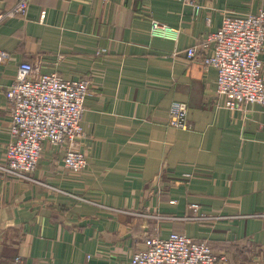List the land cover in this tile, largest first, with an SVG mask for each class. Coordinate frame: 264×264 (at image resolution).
Segmentation results:
<instances>
[{
	"label": "crops",
	"instance_id": "1",
	"mask_svg": "<svg viewBox=\"0 0 264 264\" xmlns=\"http://www.w3.org/2000/svg\"><path fill=\"white\" fill-rule=\"evenodd\" d=\"M19 0H0V12ZM29 0L0 23V163L11 135L5 90L23 62L91 81L81 172L44 144L33 180L0 170V264H127L147 236L205 241L217 264H264V107H224L217 73L187 50L264 0ZM153 20L160 26L152 33ZM264 74V50L261 53ZM188 105L189 130L169 124ZM190 175V176H188ZM175 203H171V201ZM197 214L206 219H183Z\"/></svg>",
	"mask_w": 264,
	"mask_h": 264
},
{
	"label": "built area",
	"instance_id": "2",
	"mask_svg": "<svg viewBox=\"0 0 264 264\" xmlns=\"http://www.w3.org/2000/svg\"><path fill=\"white\" fill-rule=\"evenodd\" d=\"M199 14L201 0H179ZM29 0H19L15 7L0 12V23L28 13ZM160 26L153 20L152 33ZM264 50V9L245 15L225 17L210 36L188 48L187 56L195 59L203 52L201 62L217 73L216 93L224 98V107L245 109L249 105L264 107V74L261 53ZM11 54L0 49V65ZM91 81L65 79L57 72H44L37 64L23 62L5 95L11 107L12 138L6 148V159L0 170L9 176L33 180L43 154L44 144L64 151L63 164L74 172L87 167L88 159L80 143L86 137L81 126ZM188 105L174 102L169 110V124L189 130ZM190 176V175H188ZM175 203V201H171ZM183 219H206L198 215ZM220 257L205 241L183 233L171 232L167 237L147 236L142 247L135 250L127 264H217Z\"/></svg>",
	"mask_w": 264,
	"mask_h": 264
}]
</instances>
